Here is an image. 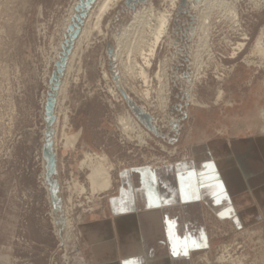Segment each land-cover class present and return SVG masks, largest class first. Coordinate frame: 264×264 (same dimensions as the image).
Masks as SVG:
<instances>
[{
    "label": "rangeland",
    "instance_id": "374dc122",
    "mask_svg": "<svg viewBox=\"0 0 264 264\" xmlns=\"http://www.w3.org/2000/svg\"><path fill=\"white\" fill-rule=\"evenodd\" d=\"M76 1L0 0V264H94L90 224L108 216L117 170L174 164L189 159L198 143L264 133V46L258 47L259 40L264 43V0H225L207 14L192 6V0L185 6V0H149L137 10L171 12L168 35L150 69L143 64L140 46L133 44L127 61L133 73L126 75L118 58L114 72L128 95L155 119L164 139L138 121L113 80L107 46L120 51L114 38L135 15L119 0L89 41L79 44L62 80L67 92L65 99L59 98L55 137L62 205L56 213L42 156L45 106ZM96 5L84 31L93 28ZM192 16L197 28H206L188 33ZM141 65L149 74L146 81L139 75ZM159 71L170 80L163 94ZM198 72L200 81L188 90L184 76L192 79ZM188 93L198 106L187 104ZM162 96L167 101L163 110ZM128 114L143 134L124 130L121 119ZM71 138L77 140L74 148L66 146ZM86 156L106 159L109 190H92L91 168L82 166ZM207 229L211 246L193 252L192 264H264V227L237 229L208 215Z\"/></svg>",
    "mask_w": 264,
    "mask_h": 264
},
{
    "label": "crops",
    "instance_id": "0c3cea01",
    "mask_svg": "<svg viewBox=\"0 0 264 264\" xmlns=\"http://www.w3.org/2000/svg\"><path fill=\"white\" fill-rule=\"evenodd\" d=\"M115 177L108 216L90 224L94 264H192L193 252L211 246L208 215L264 227V133L207 140L189 159Z\"/></svg>",
    "mask_w": 264,
    "mask_h": 264
},
{
    "label": "bare ground",
    "instance_id": "6f19581e",
    "mask_svg": "<svg viewBox=\"0 0 264 264\" xmlns=\"http://www.w3.org/2000/svg\"><path fill=\"white\" fill-rule=\"evenodd\" d=\"M118 1L119 0H98V2L96 3L97 5H96L95 18L93 20V28L90 31H84L83 30L81 32V35L75 44L76 48L73 50L72 55L69 58L68 64L71 60H73V58L78 53L77 47H79V44L89 41V38L92 35V32L99 29V26L101 24L103 17L106 15V13H108L110 10H112L113 7H115L114 5ZM224 2H226V1L225 0H205V1L199 0L198 2H196L195 0L190 1L191 4L193 3L192 6H194L195 8H197V7L201 8L202 7L204 14H207L209 12V10L213 8V6H216L217 4L224 3ZM78 3H79V0H77L75 2V5L73 7L74 10L70 16V19L68 20V23L66 24V30L72 22V17L75 14V7L78 5ZM176 3H175V1H173V7H175ZM204 14H203V16H204ZM230 15H232L233 17H237L235 11H231ZM92 16H93V13L90 12L88 17H87L88 21L91 20ZM172 18H173L172 13L169 11H165L163 13L156 15L151 10L142 9V10L137 11L135 13L132 22L123 29V31L121 32L120 35H118L114 38L115 39V45L120 48V51L118 53H115V58L122 60L121 61L122 67H123V70L125 72H127L126 75L129 76L133 73V65H131V63H130V65H128V62H127L130 59V56H131L130 52L132 51L133 44L140 46L139 51H141L140 56H142L141 58L143 59L144 66L148 69H150L152 67V60L155 59L160 44L162 43L164 38L168 35L169 28L171 26V22L173 21ZM87 19H86V22H87ZM195 27H196V30H195ZM204 28H206V27H204L203 24L198 25V28H197V26H194V28L192 29L193 31L190 29L191 34L197 32V30H198V32H201ZM132 38H133V42L131 41ZM201 46L203 47L204 45H201ZM262 46H264V43L262 42V40H259L258 47H262ZM195 53L197 54V58H195L196 64H197V62L199 61L198 56H200L199 55L200 52L197 51ZM60 54H61V52H59L58 55L60 56ZM124 58H126V60H124ZM198 65H200L199 62L196 66V70H197ZM145 67H142V65H141V67H139L141 69V71L139 72V75L146 81L148 79L149 74L146 71ZM198 68L200 71L201 66H199ZM123 76H124V74H123ZM156 76L158 77V79L161 82V85H162L161 86V94H163V92H166V90L168 91V89H169L168 83L170 80L169 79L164 80V76H166V75L163 76L161 71H159ZM200 78L201 77L199 76V72L194 74L193 78L189 79V82L187 81L188 90H192L194 88L195 82H199ZM120 86H122L121 80H120ZM66 92H67V87L62 82L61 88L59 90V95L57 97V106H56L57 122L54 126L55 137L57 134L56 132H57V127H58V123H59V115H60L59 114V107H60V99L59 98H60V96H62L63 99H65ZM219 94H220L219 95V99H220L222 97V91ZM115 95L118 96V93L116 92ZM163 96L161 97V103H160V109L162 108V110L164 108H166V102H167L165 99L166 96L165 97H163ZM188 98L189 99L187 101V104L190 103V104L198 106V102H196L192 96L189 97V93H188ZM145 99H149V93H147V92L145 94ZM121 101H122V99H121ZM121 122H122V124H124V126H125L124 130L126 132H138V134H143L142 126L138 122H136L131 115L128 114L126 118L121 119ZM138 136H139L138 139L140 140V138H141V141H142L143 135H141V136L138 135ZM55 137H54V140H55ZM76 141L77 140L75 138L74 139L73 138L67 139L66 146L74 148L76 146ZM91 157L86 156V160H85V162H83L82 166L88 165V167L91 168V174L89 176V180H90V183L92 185V190H94V192L95 191L97 192V190H101V191L109 190L112 187V178H111L112 176L108 171V168L106 165V163H107L106 159L102 158V157H96V158H93V157L91 158ZM44 169H45V162H44ZM48 188H49V186L47 187V189ZM59 225H61V224H59Z\"/></svg>",
    "mask_w": 264,
    "mask_h": 264
},
{
    "label": "water",
    "instance_id": "95a60500",
    "mask_svg": "<svg viewBox=\"0 0 264 264\" xmlns=\"http://www.w3.org/2000/svg\"><path fill=\"white\" fill-rule=\"evenodd\" d=\"M198 2L199 0H195ZM98 0H79L78 5L75 7V14L72 17V22L67 28L65 34L64 43L62 44L61 54L54 65V70L50 79V87L47 94L46 106H45V139L42 150V156L45 162V180L49 186V193L51 197L52 205L55 212H61L62 200L59 197V184L57 182L56 176L58 174L57 170V153L55 151V129L54 126L57 122L56 106L57 97L59 95V90L62 85V80L65 76L66 68L68 66V61L72 52L75 48L76 41L81 35L84 29L86 19L90 11L94 8ZM149 0H125L124 6L127 11L134 13L141 7L146 6ZM187 0H185L182 5L185 6ZM193 4V3H192ZM182 10V7L180 8ZM192 21L190 23V29L192 30L196 24V17H191ZM188 29L187 32L190 33L191 30ZM193 31V30H192ZM107 53L111 59L110 70L112 72L113 80L117 84L119 92L122 98L127 103L129 109L132 111L133 115L138 119V121L151 133L165 138V135L160 134L157 129L155 119L147 113L137 102L131 98L127 91L120 86V76L114 72L115 69V47L112 45L107 46ZM184 78L189 82V74H186ZM186 118V115H185Z\"/></svg>",
    "mask_w": 264,
    "mask_h": 264
}]
</instances>
